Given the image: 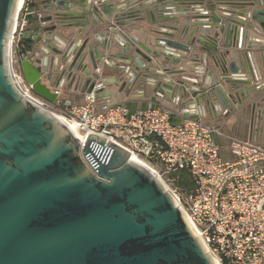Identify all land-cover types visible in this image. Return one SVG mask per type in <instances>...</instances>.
Masks as SVG:
<instances>
[{"label": "water", "instance_id": "water-1", "mask_svg": "<svg viewBox=\"0 0 264 264\" xmlns=\"http://www.w3.org/2000/svg\"><path fill=\"white\" fill-rule=\"evenodd\" d=\"M50 1L42 22L51 24L39 29L50 69L41 54L18 61L23 80L45 102L75 92L105 103L116 85L126 93L140 82L154 97L185 92L171 78L181 70L168 67L194 48L203 55L190 59L200 66L195 73L211 76L201 69L208 56L220 73V83L209 79L202 91L206 104L218 100L227 108L245 99L250 127L264 122V96L253 79L232 77L240 69L220 48L237 49L254 24L264 31V0H114L123 5L110 12H99L104 0ZM16 4L0 0V264H216L173 193L147 167L100 136L78 141L19 90L9 58Z\"/></svg>", "mask_w": 264, "mask_h": 264}, {"label": "built area", "instance_id": "built-area-1", "mask_svg": "<svg viewBox=\"0 0 264 264\" xmlns=\"http://www.w3.org/2000/svg\"><path fill=\"white\" fill-rule=\"evenodd\" d=\"M25 1L10 35L9 55L13 79L24 96L75 123L84 139L94 134L121 146L163 183L159 173L186 170L193 186L183 202L166 187L206 250L218 264H264V146L231 138L223 148L215 140L220 135L216 124L199 117L173 122L171 113L157 106L101 109L86 96L83 104L64 112L50 109L15 65L13 47L29 37L19 38L29 13Z\"/></svg>", "mask_w": 264, "mask_h": 264}, {"label": "crops", "instance_id": "crops-1", "mask_svg": "<svg viewBox=\"0 0 264 264\" xmlns=\"http://www.w3.org/2000/svg\"><path fill=\"white\" fill-rule=\"evenodd\" d=\"M50 2V0H28L27 10L29 13L24 17L25 25L23 26V32L19 38L22 36L26 37V35H28V38L23 39L30 40L29 44H31V48L27 50L24 55H21L20 52L22 44L18 42L14 45L13 51L14 57L16 59L15 65L18 69V61L21 56L23 58H27L33 56L35 53L41 54V57L42 59H45L46 64L48 60L49 69L51 67L52 54L49 52L47 57V50L44 48L46 45L42 41L45 33L43 31H39L40 27L42 28V26H49L51 24V22H42V20L46 19L50 13V11L47 9V6L50 4ZM119 5L121 6L123 4H119L118 1L114 0H104L100 5H97V8L99 12H101V8L103 9V7L106 8L108 12H110ZM175 6L178 7L177 4H175ZM261 7H264V5ZM173 13H176V11ZM139 24H141L144 29H150L152 26L146 23V21H139ZM157 27H159L160 30L165 29L160 26ZM254 28H257L258 30H255ZM39 38L41 39L40 42L38 41ZM222 38L223 37L219 35L218 41L220 43H222ZM241 43H239L237 49L234 47L224 48L223 46L220 48L222 52H229L228 55L225 56L226 62L229 63L230 61H234L235 65L240 69L238 74H231L232 77H247L253 79V86L257 89L256 92L263 97L264 31L258 25L254 24L253 29L247 31L246 36ZM39 47H41L46 53L41 52ZM164 48L167 50L170 49L167 47ZM194 55L198 57L203 56L201 52H198V50L193 48L191 53H187L185 55L184 59H177L174 61L175 63L172 66L168 67L170 70L176 72L181 70L180 73L177 72L176 74L172 75L171 78L173 81L176 79L182 81L184 86H186L185 92L181 91L180 93L177 92V94L165 93L163 98H159L154 97L152 94V88L149 85L144 87L140 86L141 82L133 86L132 89L126 93L124 91L117 92L119 85H116L113 90V97L108 102L103 103L100 100H97L98 108L102 109L115 104H124L131 111L145 109L148 105L162 107L171 113V120L173 122L199 117L206 122L216 124L220 128V135L215 136V140L222 147H225L228 139L231 138H237L253 144L264 146V122L261 123V125H258L255 120L253 121L252 128L250 127L251 116L249 115V110L247 111L249 104L246 103L245 99H243L241 105L229 103L227 108L222 107L218 100H213V108H210L209 105L206 104L205 99L201 98L202 91L210 87V83L208 82L209 79L213 78L215 81H219L220 83V73L218 68L213 67L210 63L209 56L207 57L206 63L201 66V69H203L202 67L207 66L209 72L212 71L211 76L209 77L206 69L203 73H198V71L195 73L196 67L200 66H196V63H190V59ZM54 57L56 59L55 55ZM59 60H61L60 57ZM113 71L108 70V75L113 76ZM252 71L255 73L254 75H252ZM165 78L167 79L169 77L166 76ZM221 87L224 93L227 95V86L225 84H221ZM194 89L197 90L195 94L193 96L188 95V93L194 91ZM178 95L179 101L177 102L174 98L176 97L177 99ZM85 99L86 94L75 92L64 94V92H61V94H59L55 100V103L48 104L50 109L61 113L70 106L83 104ZM197 111H200L199 116L196 114Z\"/></svg>", "mask_w": 264, "mask_h": 264}, {"label": "trees", "instance_id": "trees-1", "mask_svg": "<svg viewBox=\"0 0 264 264\" xmlns=\"http://www.w3.org/2000/svg\"><path fill=\"white\" fill-rule=\"evenodd\" d=\"M25 5H28V0L25 1ZM30 40L29 39H21L20 43L22 44V48L21 51H24L25 49L27 50L28 48V44H29ZM173 178H177L179 179L180 183H178V186H183L186 187V194L190 192V190L192 189V181L190 178L189 173L186 170L183 169H179L175 172H172L171 175ZM182 182V183H181Z\"/></svg>", "mask_w": 264, "mask_h": 264}, {"label": "rangeland", "instance_id": "rangeland-1", "mask_svg": "<svg viewBox=\"0 0 264 264\" xmlns=\"http://www.w3.org/2000/svg\"><path fill=\"white\" fill-rule=\"evenodd\" d=\"M158 175L164 181L166 186L183 202V199L187 196L186 195L187 188L183 186H178V183H180L179 179L173 178L171 176L172 173L170 174L169 173H159Z\"/></svg>", "mask_w": 264, "mask_h": 264}, {"label": "bare ground", "instance_id": "bare-ground-1", "mask_svg": "<svg viewBox=\"0 0 264 264\" xmlns=\"http://www.w3.org/2000/svg\"><path fill=\"white\" fill-rule=\"evenodd\" d=\"M24 1L25 0H17V9L19 10L21 7H22V5H23V3H24ZM9 45H10V37H9ZM10 51V50H9ZM55 115V117L59 120V121H61L66 127H67V129H69V131H71V133L74 135V137L78 140V141H80V142H82V141H84V134L83 133H81V131L77 128V126H76V124L75 123H72V122H69V121H67L63 116H61L60 114H54ZM131 158H133V159H135V160H137L134 156L132 157L131 156ZM138 161V160H137ZM184 212V211H183ZM184 215H185V213H184ZM185 217H186V215H185ZM187 219V218H186ZM192 228V227H191ZM193 230V229H192ZM214 261H215V263L216 264H218L217 263V261L214 259Z\"/></svg>", "mask_w": 264, "mask_h": 264}]
</instances>
